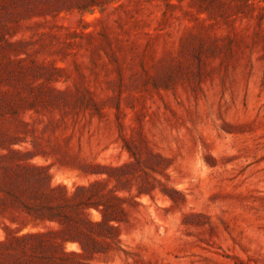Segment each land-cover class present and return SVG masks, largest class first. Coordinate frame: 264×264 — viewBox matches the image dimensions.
Here are the masks:
<instances>
[{
  "label": "rangeland",
  "instance_id": "rangeland-1",
  "mask_svg": "<svg viewBox=\"0 0 264 264\" xmlns=\"http://www.w3.org/2000/svg\"><path fill=\"white\" fill-rule=\"evenodd\" d=\"M0 264H264V0H0Z\"/></svg>",
  "mask_w": 264,
  "mask_h": 264
},
{
  "label": "trees",
  "instance_id": "trees-1",
  "mask_svg": "<svg viewBox=\"0 0 264 264\" xmlns=\"http://www.w3.org/2000/svg\"><path fill=\"white\" fill-rule=\"evenodd\" d=\"M37 183H41L45 181V177L48 175H36L33 176ZM56 188H63V186L55 185L49 188V192H53ZM87 191V187L83 185L75 186L74 191L69 195V198L75 197L77 194H85ZM53 194L48 193L46 200H52ZM46 202H40L39 204L28 207V213L38 219H46L49 221H55L57 223H62V218L57 210V205H52ZM33 209V210H32ZM104 217V216H103ZM101 224V223H99ZM91 225V223L85 219H81L76 222L73 226H68L61 229H54L49 227L45 231H36V232H27L22 235H14L11 237V242L16 243L18 245H26L35 252H38L37 257L46 262L55 263L56 258H60L59 253L63 252V242L64 241H76L80 248L83 251L88 250V248L92 247L93 240L90 238V235L84 230L85 226ZM60 237L61 242L57 241L56 238ZM8 239V237H6ZM8 241V240H7ZM32 241V242H28ZM6 242V241H3ZM77 255H81L82 253H75Z\"/></svg>",
  "mask_w": 264,
  "mask_h": 264
}]
</instances>
